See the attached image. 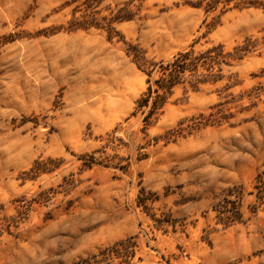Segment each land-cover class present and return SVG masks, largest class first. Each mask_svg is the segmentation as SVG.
<instances>
[{
  "label": "rangeland",
  "instance_id": "1",
  "mask_svg": "<svg viewBox=\"0 0 264 264\" xmlns=\"http://www.w3.org/2000/svg\"><path fill=\"white\" fill-rule=\"evenodd\" d=\"M263 172L264 0H0V264H264Z\"/></svg>",
  "mask_w": 264,
  "mask_h": 264
},
{
  "label": "trees",
  "instance_id": "2",
  "mask_svg": "<svg viewBox=\"0 0 264 264\" xmlns=\"http://www.w3.org/2000/svg\"><path fill=\"white\" fill-rule=\"evenodd\" d=\"M132 10H125L124 14H120L119 15L122 17L120 18L122 20H132L133 19V15H132ZM84 23L80 22V20H75L74 22L71 23V27L72 29H78L81 26H83ZM190 59V54H183L181 55L179 58H177L173 63H169L167 66H161L162 67V71L164 72V75H166L165 78H163L164 80V88H169L165 82V80L167 81H174V79H176V77H178L180 74H183L185 72L186 66H187V62ZM150 82V81H149ZM158 83H161V81H158ZM173 83V82H172ZM152 91V87H149V93H145L144 96L139 100V107L142 106H147L149 105V98ZM160 94H158L157 99L154 102V110L158 109L159 106L163 105L162 101V97L160 98ZM258 182H259V186L261 187V197L264 198V172L262 174H260L257 178ZM223 211L221 213H232L231 215L227 216L226 219L230 220V222H234L237 221V217H236V213L235 210L236 209H231L229 210L228 205L223 207ZM105 254V253H104ZM90 260L87 261V263H89Z\"/></svg>",
  "mask_w": 264,
  "mask_h": 264
}]
</instances>
